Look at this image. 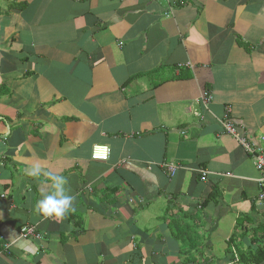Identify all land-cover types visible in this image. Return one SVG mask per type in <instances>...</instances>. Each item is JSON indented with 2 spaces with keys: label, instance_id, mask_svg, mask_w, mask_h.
<instances>
[{
  "label": "crops",
  "instance_id": "crops-1",
  "mask_svg": "<svg viewBox=\"0 0 264 264\" xmlns=\"http://www.w3.org/2000/svg\"><path fill=\"white\" fill-rule=\"evenodd\" d=\"M224 122L261 144L264 0H0V264H245L260 173Z\"/></svg>",
  "mask_w": 264,
  "mask_h": 264
},
{
  "label": "clouds",
  "instance_id": "clouds-1",
  "mask_svg": "<svg viewBox=\"0 0 264 264\" xmlns=\"http://www.w3.org/2000/svg\"><path fill=\"white\" fill-rule=\"evenodd\" d=\"M27 175L33 178L43 176L49 184L50 191L42 193L34 206L37 215L45 219L53 218L55 221H62L67 214L74 211L75 197L68 194V189L65 187L67 179L63 175L44 171L39 164L32 165L27 170Z\"/></svg>",
  "mask_w": 264,
  "mask_h": 264
},
{
  "label": "built area",
  "instance_id": "built-area-1",
  "mask_svg": "<svg viewBox=\"0 0 264 264\" xmlns=\"http://www.w3.org/2000/svg\"><path fill=\"white\" fill-rule=\"evenodd\" d=\"M207 101V100H205ZM224 131L233 137L235 141L244 148V150L252 157L256 170L260 173V178L257 180L259 195V202L264 201V137L260 139L261 144H257V146H253L248 143L243 137L239 136L237 132V128L230 122L223 123ZM110 155V149L107 146L103 145H94L91 149V160L98 162H106ZM166 170L170 172V175H174L177 166L173 164L166 165ZM197 173L201 176V180H203L207 173L204 170H197ZM19 237L22 239H39V235L35 233V228L31 226H23L20 228Z\"/></svg>",
  "mask_w": 264,
  "mask_h": 264
},
{
  "label": "trees",
  "instance_id": "trees-1",
  "mask_svg": "<svg viewBox=\"0 0 264 264\" xmlns=\"http://www.w3.org/2000/svg\"><path fill=\"white\" fill-rule=\"evenodd\" d=\"M190 236L191 235H189V237ZM240 252L241 251H239V253ZM239 260L240 263H245V264H264V246L258 245L254 251L248 250L245 253L241 252Z\"/></svg>",
  "mask_w": 264,
  "mask_h": 264
}]
</instances>
